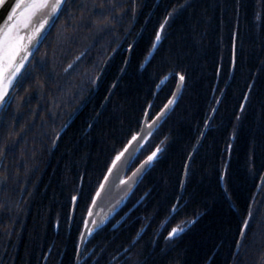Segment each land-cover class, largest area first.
<instances>
[{
	"label": "trees",
	"instance_id": "16d2710c",
	"mask_svg": "<svg viewBox=\"0 0 264 264\" xmlns=\"http://www.w3.org/2000/svg\"><path fill=\"white\" fill-rule=\"evenodd\" d=\"M137 3L140 7L135 19L130 11L132 0H127L129 11L115 24V35L105 33L96 40L75 71L67 74L63 69L84 51L91 37L85 39L88 29H81L78 42L64 41L58 35L60 27L67 24L65 30L71 32L72 21L67 13L62 15L31 61L45 57L47 71L55 79L40 72L37 65L34 78L15 91L26 113L21 124L29 120V109L39 114L35 127L26 133V141L3 161L10 173L18 172V177L10 175L8 190L0 191V202L7 204L0 209V264H84L76 257L75 245L80 234L77 229L84 230L80 218L86 215L87 201L80 200L73 212L71 196L78 195L81 188L86 196L90 190L94 192L114 155L113 147L119 150L130 131H139L137 121L149 103L153 116L160 112L177 90V74L185 75L184 87L150 138L151 146L145 145L147 151L127 175L167 138L165 151L86 248L96 252L106 249L99 264H108L120 250L116 264H123V249L147 225L132 248L134 256L147 258V264H232L237 227L254 197L259 205L257 224L244 242L250 250L237 259L241 264L257 261L260 252L252 243L253 233L260 232L259 220L264 218V187L256 186L264 175V13L258 0H189L191 6L169 20L148 63L145 58L156 31L184 0ZM71 11L79 12L75 7ZM134 41L129 51L128 44ZM101 69V79L93 85L91 80ZM164 76H168L166 83L157 89ZM253 84L246 110L241 113L239 105ZM69 90L74 102L65 96ZM29 93L32 100L23 103ZM54 96L58 103L59 98L65 103L59 104L52 124L48 110ZM41 117L49 124L42 126ZM65 122L69 126L52 147L49 135L41 133L47 129L54 138L53 129L60 130ZM18 163L24 166L17 168ZM185 164L189 166L187 182L181 189ZM225 186L230 198L225 195ZM178 195L187 201L185 207L157 235ZM129 209L133 210L121 221ZM198 213L202 215L196 223L162 254L167 231ZM9 230L11 235H4ZM87 264L93 261L87 260Z\"/></svg>",
	"mask_w": 264,
	"mask_h": 264
},
{
	"label": "snow or ice",
	"instance_id": "6c2138e0",
	"mask_svg": "<svg viewBox=\"0 0 264 264\" xmlns=\"http://www.w3.org/2000/svg\"><path fill=\"white\" fill-rule=\"evenodd\" d=\"M6 0H0V7L4 6ZM261 8V12L264 13V0H258ZM189 0H184L183 4L174 7L165 18L164 23H161L159 30L156 31L154 40L151 44V49L145 58V63L150 62L154 51L157 49L160 41L162 40V33L165 32L166 25L169 20L181 12L190 7ZM11 11L7 13V18L0 17L3 22L0 23V191H7L9 188L10 175L18 177L17 173H10L9 168L3 163L10 154L17 151L18 145L21 141H26V133L35 127V118L39 114L35 109H29L31 116L27 122L21 124V119L26 115L22 109L21 103L17 101L14 95L15 91L24 86V82L33 79L36 73V66H39L40 72H45L47 76H51L55 79V75L47 71V61L45 57H40L35 63L29 61V57L33 55V51L39 50V45L47 38V30L56 27V22L62 15L67 13L68 19L72 21L71 32H67L65 29L69 26L67 24L61 25L58 35L63 38L64 41L69 44L79 41V34L81 29H88L85 34V39L89 36L91 41L85 47L84 51L74 57L73 61L63 69L67 74L70 71H75L79 62L84 58L94 42L98 39H102L105 33H111L115 35V24L121 21L127 11H129L127 0H15L14 4H9ZM75 7L79 12H73L71 9ZM140 5L137 0H132V18L135 19L137 8ZM259 18V15L258 17ZM137 35H140L139 33ZM117 39H120L117 36ZM110 43V41L106 42ZM135 41L132 44H128V50L134 48ZM106 46V45H105ZM235 47V45H234ZM116 52L117 49H112ZM46 56V54H45ZM233 62H235L233 60ZM127 63V61L125 62ZM27 65V67H26ZM141 68L144 64H141ZM123 71V69H121ZM103 74L95 75L91 80L93 85H96ZM171 75V73H169ZM178 82L176 85L177 91L172 93V98L168 99L167 103L161 108L160 112L152 115L151 109L152 103L148 104V108L143 110V118L137 121V127L139 131L129 132L126 142L122 143V147L117 150L113 147L112 151L114 155L110 157V162L106 164V171L102 172V179L99 180L95 187L94 192L89 191L87 196L85 195L83 188L80 189L78 195L71 196V202L73 204V212L79 207L80 200H86L85 212L86 215L81 216V221L84 225V230L77 229L79 231V238L75 245V254L78 260H83L84 264H87V260H92L93 264H99V259L105 252V248H100L99 252L89 251L86 245L103 227L110 222V220L117 213V210L133 192L134 188L142 181L144 174L154 165L160 155L165 151L164 145L166 139L162 140L160 144L156 145L148 155L131 171L130 175H127L128 169L132 167L140 155H143L147 148L151 146V139L154 131L157 129L160 122L167 116L168 111L171 110V106L176 103V98L180 90L184 87L185 75L177 74ZM168 76H164L160 83L156 84L157 89L161 88L166 83ZM115 85H113V88ZM254 88L253 85H249V91L243 96L244 103L239 105L241 113L246 110V105L249 102V95ZM42 89V86H41ZM65 96L68 101L74 102L75 97L71 94L70 90L65 91ZM33 98V95L29 93L23 100V103H29ZM41 99H43V92L41 93ZM52 109L48 110V116L51 118V123L55 124L57 118L56 109L60 103H65L63 98L53 97L50 101ZM219 103V101H217ZM39 107V106H38ZM213 112L216 109H212ZM11 116V119L9 118ZM236 119L239 121L241 116L237 114ZM42 126L49 124L48 119L41 117ZM19 126V128H18ZM68 122L61 125L60 130L53 129L54 138L48 133L47 129L41 135H49L51 139V146L56 147L63 134V130L68 127ZM208 123L206 122V127ZM91 127V125H89ZM204 133H201L203 136ZM235 132L233 133V138ZM231 147V145H229ZM51 150V149H49ZM23 163H18L17 168L23 167ZM189 166H184L185 179L180 181L181 189L185 188L186 178L188 175ZM223 180V177H221ZM264 187V175L260 176V184L256 185ZM25 189H21L23 192ZM225 195L230 198V194L227 192L225 186ZM147 196V193H145ZM144 197H141V201ZM175 202L171 204L167 210V215L162 219L157 235H160V229L167 228L172 219L185 207L187 201L183 196H176ZM138 201L137 203H139ZM183 202V203H182ZM104 205H107L105 210ZM255 205V207H254ZM7 206L6 202H0V209ZM136 205H133V209ZM259 205L253 197L246 207V214L241 217L240 224L237 227V236L234 240V250L230 254L232 257V264H241V253L245 255L250 250V245H245V239L252 227L257 224V213ZM133 209H129L128 213H125L124 217H121V221L130 214ZM202 213H198L196 217L192 219L180 220L175 226L171 227L167 231V235L164 237L165 249L162 250V254H166L168 250L174 246V241L185 233ZM121 221H117L116 224H120ZM59 225V221L57 222ZM260 232L253 233V244H257V251L260 252L257 258L258 264H264V218L259 220ZM71 227V223H69ZM115 228L116 225H113ZM147 225L141 227L137 233L136 238L130 243V246L123 249V264H147V258H141L140 255H133L132 248L135 247L137 239L144 231ZM4 235L10 236L11 230L5 232ZM154 243V242H153ZM97 246H93L95 249ZM241 257V259H237ZM121 258V251L117 250L115 255L111 256L108 264H116ZM254 261L253 264H257Z\"/></svg>",
	"mask_w": 264,
	"mask_h": 264
},
{
	"label": "water",
	"instance_id": "95a60500",
	"mask_svg": "<svg viewBox=\"0 0 264 264\" xmlns=\"http://www.w3.org/2000/svg\"><path fill=\"white\" fill-rule=\"evenodd\" d=\"M15 3V0H6V3H5V5L4 6H2V7H0V17H3L4 19H6L7 18V13L9 12V11H11V8L9 7V4H14ZM149 21V20H148ZM148 21H147V23H148ZM3 21L2 20H0V23H2ZM147 23H146V25H147ZM146 25H145V27H146ZM144 27V28H145ZM51 29L52 28H50V29H48L47 30V35L49 34V32L51 31ZM42 44V43H41ZM40 44V45H41ZM40 45H39V47H40ZM135 45V44H134ZM37 51H33V55L31 56V57H29V61L31 62L32 61V59H33V57H34V55H35V53H36ZM127 65H128V62H127V64H126V66H125V68H124V70H123V72H122V75H123V73L125 72V70H126V68H127ZM26 67H27V65H26ZM122 75L120 76V77H122ZM120 79V78H119ZM119 79H118V81L116 82V84H115V87L117 86V83L119 82ZM115 87L112 89V91H111V93H110V95L112 94V92H113V90L115 89ZM177 91V90H176ZM179 94V93H178ZM110 95H109V97H110ZM108 99V98H107ZM107 101V100H106ZM106 103V102H105ZM104 103V104H105ZM103 107H104V105H103ZM102 107V108H103ZM202 140H203V138L200 140V143L202 142ZM200 143L197 145V147L195 148V150H194V152H193V154H192V156H191V158L194 156V154L196 153V151H197V149H198V147H199V145H200ZM191 158H190V160H189V162L191 161ZM129 170V169H128ZM127 173H128V171H127ZM126 173V174H127ZM104 208H105V210L107 209V205H104Z\"/></svg>",
	"mask_w": 264,
	"mask_h": 264
}]
</instances>
